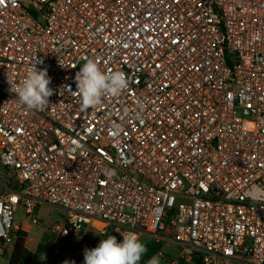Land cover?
I'll use <instances>...</instances> for the list:
<instances>
[{
    "label": "built area",
    "instance_id": "2783aa9c",
    "mask_svg": "<svg viewBox=\"0 0 264 264\" xmlns=\"http://www.w3.org/2000/svg\"><path fill=\"white\" fill-rule=\"evenodd\" d=\"M87 59L128 87L81 111ZM37 60L53 95L28 110L7 73L18 84ZM0 164L17 182L0 194V254L17 207L38 225L48 205L59 235L134 232L172 246L168 264H264V201L246 195L264 187V0H0Z\"/></svg>",
    "mask_w": 264,
    "mask_h": 264
},
{
    "label": "clouds",
    "instance_id": "9594fccd",
    "mask_svg": "<svg viewBox=\"0 0 264 264\" xmlns=\"http://www.w3.org/2000/svg\"><path fill=\"white\" fill-rule=\"evenodd\" d=\"M36 61L32 64L24 78L17 84L9 78L10 92L17 96V103L28 110H43L49 105L53 89L49 87L51 78L47 69H39ZM77 90L73 92L79 97L81 111L95 109L101 105L105 96H117L128 87V79L123 71H102L98 62L87 59L75 75ZM109 175L114 173L109 172ZM246 195L253 201H264V187L253 185ZM146 246L134 232L123 234L122 241L110 235L101 239L98 246L84 251V264H138ZM147 264H160L158 257L153 256Z\"/></svg>",
    "mask_w": 264,
    "mask_h": 264
},
{
    "label": "rangeland",
    "instance_id": "374dc122",
    "mask_svg": "<svg viewBox=\"0 0 264 264\" xmlns=\"http://www.w3.org/2000/svg\"><path fill=\"white\" fill-rule=\"evenodd\" d=\"M17 182L11 175V171L5 169L0 164V193H4L6 188H14ZM22 207H17L14 213V223H19L23 215ZM39 224L32 229L30 234L33 244L36 246L35 251L24 253L18 264H82L83 257L77 259L74 254L82 243H85L86 249H92L96 246L93 242L100 243L101 239H106L91 230H83L78 234L59 235L58 232L49 229L55 223H64L66 219L65 213L53 206L46 205L43 212L37 216ZM83 236V239L82 237ZM146 246L147 251L143 254L138 264H147L153 257H158L160 264H168V258L158 256V251L175 254L172 246L155 244L146 236L139 238ZM11 255V246H4L3 253L0 254V264H8ZM184 264H194L187 262Z\"/></svg>",
    "mask_w": 264,
    "mask_h": 264
},
{
    "label": "crops",
    "instance_id": "0c3cea01",
    "mask_svg": "<svg viewBox=\"0 0 264 264\" xmlns=\"http://www.w3.org/2000/svg\"><path fill=\"white\" fill-rule=\"evenodd\" d=\"M6 190H7V188H6ZM0 194H2V193H0ZM44 208H46V205L38 206L35 209L36 217L40 214V212H43L44 211ZM16 225L20 228V231L24 232L26 234V236H27L26 237V241L24 243V248H25L26 252L31 253V252L35 251L36 246H34L33 239L31 238L30 234L32 232V229L35 226H37V225H33L29 221V219L26 218L24 211H23V215H22L21 220ZM13 246H11V252L13 250ZM166 255H167V257H170L171 255H174V254H172V253H166ZM187 262H193L195 264V262L192 261V260H186L184 263H187Z\"/></svg>",
    "mask_w": 264,
    "mask_h": 264
},
{
    "label": "trees",
    "instance_id": "16d2710c",
    "mask_svg": "<svg viewBox=\"0 0 264 264\" xmlns=\"http://www.w3.org/2000/svg\"><path fill=\"white\" fill-rule=\"evenodd\" d=\"M113 236H115V235H113ZM26 237L27 236H26V234L24 232L20 231L18 233V238L16 239V241L14 243L13 250L11 252L8 264H18V262L21 259L22 255L24 253H26V250L24 248V243L26 241ZM117 240H118V238H117ZM82 264H84V262ZM141 264H143V263H141Z\"/></svg>",
    "mask_w": 264,
    "mask_h": 264
}]
</instances>
